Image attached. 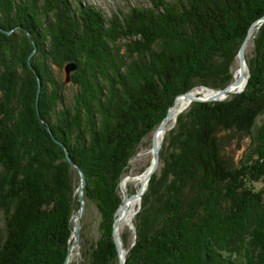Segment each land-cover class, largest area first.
I'll return each mask as SVG.
<instances>
[{"label":"trees","instance_id":"obj_1","mask_svg":"<svg viewBox=\"0 0 264 264\" xmlns=\"http://www.w3.org/2000/svg\"><path fill=\"white\" fill-rule=\"evenodd\" d=\"M148 2L107 17L82 0H0V27L14 30H0V264H63L80 179L36 116L30 124L33 100L18 127L12 106L18 76L5 51L34 39L41 46L46 34L71 50L78 65L72 97L42 65L41 108L52 127L57 118L55 136L85 171L86 208L93 204L100 216L99 236L82 264H118L119 184L143 136L178 94L230 83L248 30L264 15V0ZM252 42L245 90L225 101L193 103L166 134L162 167L134 220L137 239L126 264H264V23Z\"/></svg>","mask_w":264,"mask_h":264},{"label":"rangeland","instance_id":"obj_2","mask_svg":"<svg viewBox=\"0 0 264 264\" xmlns=\"http://www.w3.org/2000/svg\"><path fill=\"white\" fill-rule=\"evenodd\" d=\"M82 2L84 4H86V3L87 4H93L95 7L99 8L100 10H102V12L105 15H107V17H110L111 15H113V13L118 12L120 10L127 11L130 7H133V6H150L151 5L148 2V0H82ZM252 24H251V26H252ZM1 31L6 33V34H11V33L14 32V30H10V31H12L10 33H7V32H5L3 30H1ZM25 31L27 32L28 35L31 36V33L28 30L25 29ZM45 37L47 38L45 40V44H42L41 46L34 39L32 41V45L31 46L30 45H26L25 47H22V50H21V47L19 48V47H16V45H15L12 48L13 50L11 49V52H9L10 51L9 50L8 52L5 51V53H6V57L8 56L7 59L10 60L9 63L14 64V68L15 69H12V72L18 76V78H16V82L18 81V91H19L18 92V98H16V94H15L16 91L14 92V95L12 96V98H13L12 99L13 100L12 106L15 107L14 117L15 118L17 117L16 122H18V127L21 125L20 127H21V130H22V117H23V120L27 118L26 117L27 114L25 116H23L22 115V111L26 110V106L29 103H30V109H31V103H32V100H33L34 101V105H35L34 114L31 113L29 110L28 111L26 110V113H29L28 114V118H29L30 124L34 125L35 123H37V122H35V120L37 119L41 124H43L45 126V129L54 138L56 136L54 134L53 128L55 129L58 126L57 125L58 124L57 118H55V122L53 121L56 126L52 127V125L48 122V120L43 115V110L41 108V97H42V88H43L42 85L44 84V82H42L41 80L43 78V80L45 81L43 74H47L45 72V70H43L42 65H44L45 68H48V69L51 68L52 75H51V77L49 79L50 82H51V79H54V78L57 79V80L60 79L61 81H63L64 84L62 83V92L64 94H67V99L69 97H72V95H71L72 94V88H73L72 87V76L76 72V70L78 68V65H77V68L70 73V80L67 81L66 80V73H65L64 68H62L60 66H57V64L63 65L62 63H65L66 61H68L70 59L69 56L71 55V53H70L71 50L69 48H66L65 45L63 47H59L55 40L53 41V43H51V41H50L51 38H50L49 34H46ZM253 38H254V32H253V34H251L248 46L246 48L247 49L246 50V57L248 55H250L251 52H252V48H253V45H254L253 42H252ZM109 44H111V46H114L115 41H111ZM239 51H240V48H239L237 56H236V58H237L236 63L234 65V67H233L234 79L236 78V72H238L239 64H240L239 63V57H238ZM0 53H1V51H0ZM0 61H1L0 62V66H2L1 56H0ZM70 61L76 62L75 59H70ZM70 61H68V62H70ZM25 63H26V66L28 68H26ZM36 63L40 64L38 68H37ZM52 66H54V68ZM55 67H56L57 70H55ZM18 69H21L22 71H19ZM248 69H249V71H248V76H249L248 81H249L251 74H250V68L249 67H248ZM3 77H4L3 72L0 71V84H1V82H3ZM205 87L207 89H210V90H220V89H223L225 86L222 87V88H215V87H211V86H207V85H199V86H194L193 88L189 89L188 91H192L194 89H198L199 91H201V90H205V89H203ZM53 90H54V87H53ZM53 90H51L52 93L51 94L49 93V96L51 97L52 100L55 101V99L57 98L56 97L57 96L56 95L57 92H55ZM184 93H181V94H184ZM239 93H241V92H239ZM239 93H234V94L229 95L227 97H223L220 100H214L213 102L225 101L228 98H230V97H232V96H234L236 94H239ZM178 95H180V94H178ZM176 97H175V99H176ZM175 99H174L173 104L169 107V109L174 105ZM195 102H212V101H190V102H187L186 106H183V107L180 108V110L178 112V115H176L175 117L171 118V120L169 121V123L167 125V130H166L165 134H168L169 131H171L176 126L179 117L181 115H183V114L188 113L191 110L190 108H191L192 104L195 103ZM35 116L37 117L36 119H35ZM14 119H12V120H14ZM158 127H159V125L154 130L149 132V134H147L146 136H143L142 141L139 144V146H138V148H137V150L135 152L136 154L129 161L130 164H129V168H128L129 169L128 173L123 176V178H122V180L120 181V184H119V191H120V194H121L122 201L125 199V190H127L128 194L130 196V195H132V194L137 192V190H138V188H139V186L141 184V181L138 184L136 182H134V181H131L128 184L129 186H128V189H127V187L123 186V180L125 179V177L128 176V175H133V174L137 175V174L143 173L152 163V160H153L152 139H153V135H154V133H155V131L157 130ZM165 137H166V135H165ZM165 137H164V139H165ZM56 138L60 142L65 144L61 139H59L58 137H56ZM60 142H59V144H60ZM161 149H162V147H161ZM161 149H160V151H161ZM64 150L66 152L68 150V148H67V150L66 149H64ZM66 155L68 157L69 156V152H66ZM161 167H162V163H161V158H160V162H159L158 168L156 169L154 174L156 172H159ZM78 174H79L80 179H79L78 184L76 183L77 189H76L75 194L78 197L79 204L77 205L78 207L74 210V212L72 214V217H71L72 233L70 235L69 246L74 241V238L72 236V234L74 232V220H73V218H74L76 212L78 210H80L81 206H82V200H80V196H79L80 195V193H79V185H80V182H81L80 181L81 180V176H80V173H78ZM85 177H86V175H85ZM76 182H77V176H76ZM86 182H87V180H86ZM85 186H86V184H85ZM85 186H84V188H85ZM148 187H149V184H148ZM148 187H147L144 195L146 194V192L148 190ZM84 191L82 193L83 196H84ZM144 195L142 196L141 203H138V206L136 208L137 212H136V214H135V216L133 218V225H131L130 222L125 221L119 226V229H118V233H119L120 238L122 240L124 250L127 251V255L129 253L130 249L132 247H134L135 244H136L137 230H136V226H135L134 220H136V216L138 215V213L141 210L142 200H143ZM83 203L85 204V210H84L83 214L80 216V218L78 219V226L80 228L79 242L75 246V248H74V250L72 252L71 260H70L69 264H82L83 260L85 258L84 254L86 253V249L89 248V245L92 242V240L96 239L99 236V232H98L99 217H100L99 213H98L97 209L95 208V206L93 204H91V203L86 208V198H85V196H84ZM86 211H87V213H86ZM115 216L117 218V216H118L117 213L115 214ZM83 218H84V220L82 221ZM131 218H128L126 216L125 219L130 221ZM114 225H115V221H114ZM81 231H82V233H84L83 236H82ZM123 235H125L126 238L129 240L128 245L124 243V241L122 239ZM113 238H114V226H113ZM114 241H115V239H114ZM116 247H117V245H116ZM117 251H118V256H119L118 258H119V263H120L121 257H120L118 248H117ZM67 255H68V253H67ZM67 255H66V257H67ZM126 263H127V260H126Z\"/></svg>","mask_w":264,"mask_h":264},{"label":"water","instance_id":"obj_3","mask_svg":"<svg viewBox=\"0 0 264 264\" xmlns=\"http://www.w3.org/2000/svg\"><path fill=\"white\" fill-rule=\"evenodd\" d=\"M264 22V15L263 17L259 18L257 21H255L252 26L249 28L248 33L245 37V39L242 42V45L240 47V51H239V69L238 71H241L243 68H245L247 66L246 64V48L248 46L251 34H253L254 30L257 27H260L262 25V23ZM1 30L10 33L12 31L10 30H4L2 27H0ZM77 68V63L74 61H70L67 62V64L64 66V70L66 73V80L69 81L70 80V73L72 71H74ZM248 78L249 76L246 78L244 76V73L242 72V74H240V76L238 78H235V80H232V82H230L228 85H226L223 89L220 90H210L207 89L206 87L203 88L204 90H201V92L199 91L200 94L194 95V91L198 90V89H194L192 91H187L184 94H180L176 97L175 99V103L174 105L168 110L166 116L164 117V119L162 120V122L159 124V127L157 128V130L155 131L154 135H153V139H152V152H153V160L151 165L141 174H137V175H128L125 177V180L133 177V178H141V184L137 190L136 193L130 195L129 197L127 190H125V199L122 201V204L119 206L118 210H117V218L115 219V225H114V239H115V243L117 245V248L119 250V254L121 257L120 263L119 264H125L127 258L124 256L125 253H127V251L124 250L123 247V243L122 240L120 238V235L118 233V229L119 226L127 221L130 222L131 225H133V218H131V220H127V219H121L120 217V213L122 212V210L125 208L126 206V202L128 200H139V203H141V199L142 196L144 195L148 184L150 182V179L152 177V175L154 174V172L156 171V169L158 168L159 162H160V149L162 147L163 142L157 140V137L159 135L160 132H162V130H167V125L169 123V121L171 120L172 117H175L174 112L177 106V101L180 97H185L187 98V102L190 101H214V100H220L223 97H227L229 95H232L234 93H239L242 92L247 83H248ZM202 93V94H201ZM54 140L57 141L58 143L60 142L56 137H54ZM60 144L63 146L64 149L67 150V147L65 144H63L62 142H60ZM68 152V150L66 151ZM68 159L70 161V163L79 171L80 176H81V182L79 185V193H80V200H82V206L81 209L78 210L73 218L74 220V232L72 234L74 241L73 243L69 246L68 249V255L64 261L63 264H69L70 260H71V255L72 252L75 248V246L78 244L79 242V237H80V228L78 226V219L80 218V216L83 214L84 210H85V204L83 203L84 201V196H83V191H84V186L86 184V177H85V173L84 170L80 167V165H78L75 161H73L69 156ZM124 182V181H123ZM136 210L134 211L133 216H135L136 214Z\"/></svg>","mask_w":264,"mask_h":264},{"label":"bare ground","instance_id":"obj_4","mask_svg":"<svg viewBox=\"0 0 264 264\" xmlns=\"http://www.w3.org/2000/svg\"><path fill=\"white\" fill-rule=\"evenodd\" d=\"M260 2V1H259ZM236 4V3H235ZM257 5V4H256ZM259 5V4H258ZM263 5V4H262ZM259 8V7H258ZM212 9V8H211ZM244 9H245V7H244ZM198 11V10H197ZM252 11V10H251ZM3 12V11H2ZM214 13V12H213ZM188 15V14H187ZM255 17V16H254ZM258 17V16H257ZM263 17V16H262ZM1 18V17H0ZM247 18V17H246ZM256 18V17H255ZM250 19V18H249ZM159 20H161V19H159ZM245 20V19H244ZM258 20V19H257ZM256 20V21H257ZM250 21V20H249ZM218 24V23H217ZM149 25V24H148ZM230 25V24H229ZM249 25V24H248ZM186 27V26H185ZM248 27V26H247ZM220 29V28H219ZM148 32V31H147ZM216 32V31H215ZM219 32V31H218ZM219 33H222L223 34V32H219ZM217 35V34H216ZM211 36V35H210ZM219 36V35H218ZM217 36V37H218ZM223 36V35H222ZM231 36V35H230ZM263 37V36H262ZM219 38V37H218ZM224 40V39H223ZM140 41V40H139ZM215 42V41H214ZM110 43V42H109ZM218 43H220V42H218ZM139 44V43H138ZM225 44V43H224ZM37 45V44H36ZM111 45V44H110ZM212 45H214L213 43H212ZM225 46V45H224ZM78 48V47H77ZM258 48H259V46H258ZM195 49V48H194ZM214 49V48H213ZM154 50V49H153ZM85 53V52H84ZM203 54V53H202ZM224 54V53H223ZM226 55V54H225ZM123 56V55H122ZM200 58H201V56H200ZM247 58V57H246ZM87 59V58H86ZM205 60V59H204ZM192 63V62H191ZM246 64H247V66L245 67V68H243L241 71H238V72H236V78H238L239 76H240V74H242V72L244 73V76L247 78L248 77V71H249V69H248V61H247V59H246ZM197 65V64H196ZM264 65V64H263ZM119 66V65H118ZM229 67V66H228ZM224 68V67H223ZM129 69V68H128ZM176 69V68H175ZM174 69V70H175ZM38 70V69H37ZM190 70V69H189ZM254 71V70H253ZM260 71V70H259ZM206 72V71H205ZM204 72V73H205ZM77 74V73H76ZM230 74V73H229ZM185 75V74H184ZM114 78V77H113ZM235 80V79H234ZM131 81V80H130ZM107 82V81H106ZM162 82V81H161ZM138 84V83H137ZM119 86V85H118ZM121 87V86H120ZM186 90V89H185ZM205 91V90H204ZM175 92V91H174ZM201 92V91H200ZM118 93V92H117ZM194 95H197V94H200L199 93V90H195L194 92ZM82 95V94H81ZM130 98V97H129ZM150 100H151V98H150ZM249 101V100H248ZM213 102V101H212ZM121 103V102H120ZM138 103V102H137ZM225 103V102H224ZM118 104V103H117ZM186 104H187V98H185V97H180L179 99H178V101H177V106H176V109H175V112H174V115L176 116V115H178V112H179V110H180V108L181 107H183V106H186ZM110 105V104H109ZM108 105V106H109ZM205 108V107H204ZM124 109V108H123ZM193 110V109H192ZM212 111V110H211ZM122 112V111H121ZM194 112V111H193ZM213 112V111H212ZM163 113V112H162ZM223 116V115H222ZM142 117H144V116H142ZM138 118V117H137ZM208 118V117H207ZM227 118V117H226ZM89 119V118H88ZM193 119V118H192ZM223 119V118H222ZM179 120V119H178ZM205 120V119H204ZM224 120V119H223ZM90 121V120H89ZM141 121V120H140ZM225 121V120H224ZM79 123V122H78ZM195 123V122H194ZM261 123V122H260ZM128 124V123H127ZM215 124V123H214ZM217 124V123H216ZM230 124H232V123H230ZM72 125V124H71ZM129 125V124H128ZM135 125V124H134ZM239 125V124H238ZM77 126V125H76ZM80 126V125H79ZM260 127V126H259ZM211 128V127H210ZM59 130V129H58ZM191 130V129H190ZM110 131V130H109ZM105 133H107V132H105ZM166 133V129L165 130H162V132H160L159 133V135H158V137H157V140H158V142L159 141H161V142H164V137H165V134ZM101 134V133H100ZM108 134V133H107ZM132 134V133H131ZM233 135V134H232ZM237 135V134H236ZM138 136V135H137ZM63 138V137H62ZM229 138V137H228ZM174 140V139H173ZM202 141V140H201ZM52 144V143H51ZM74 145V144H73ZM163 145V144H162ZM53 146V145H52ZM206 146V145H205ZM98 147V146H97ZM100 147V146H99ZM59 148V147H58ZM90 148V147H89ZM75 150V149H74ZM89 150V149H88ZM189 150V149H188ZM47 152V151H46ZM248 153V152H247ZM86 155V154H85ZM102 155H103V153H102ZM101 155V156H102ZM63 157V156H62ZM106 157V156H105ZM82 158H84V157H82ZM80 160V159H79ZM93 160V159H92ZM104 160V159H103ZM102 161V160H101ZM105 161H106V159H105ZM105 163V162H104ZM112 164V163H111ZM92 167V166H91ZM57 169V168H56ZM119 169V168H118ZM84 170V169H83ZM67 171V170H66ZM97 170L95 169V172H96ZM85 172V171H84ZM64 173V172H63ZM118 173V172H117ZM46 174V173H45ZM61 174V173H60ZM73 175V174H72ZM107 175V174H106ZM98 176V175H97ZM96 176V177H97ZM63 177V176H62ZM38 179V178H37ZM67 181V180H66ZM124 182H123V186H125V187H127V189H128V184L131 182V181H134V182H136L137 184L138 183H140V181H141V178L139 179V178H133V177H131V178H129V179H127V180H123ZM79 182V181H78ZM262 182V181H261ZM67 183V182H66ZM88 184V183H87ZM109 184V183H108ZM60 185V184H59ZM67 187V186H66ZM124 187V188H125ZM126 189V188H125ZM110 191V190H109ZM95 193H96V191H95ZM110 193V192H109ZM91 194V193H90ZM95 195V194H94ZM97 195V194H96ZM99 196H101L100 195V193H99ZM128 197H129V194L127 195ZM111 198V197H110ZM139 200H128L127 202H126V206H125V208L122 210V212L120 213V217H121V219H125L126 218V216L128 217V218H131V217H134L133 216V214H134V211L136 210V208H137V206H138V202ZM109 202V201H108ZM106 203V202H105ZM96 205V204H95ZM103 206V205H102ZM105 208V207H104ZM101 209V208H100ZM104 212V211H103ZM68 214V213H67ZM108 217V216H107ZM107 219V218H106ZM104 242V241H103ZM261 246V245H260ZM223 254V253H222ZM124 256L127 258V253H125L124 254Z\"/></svg>","mask_w":264,"mask_h":264}]
</instances>
